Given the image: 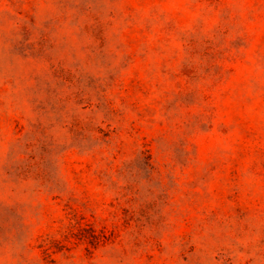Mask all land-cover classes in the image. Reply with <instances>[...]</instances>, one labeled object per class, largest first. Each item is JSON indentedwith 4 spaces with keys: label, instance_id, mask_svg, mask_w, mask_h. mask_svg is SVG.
<instances>
[{
    "label": "rangeland",
    "instance_id": "1",
    "mask_svg": "<svg viewBox=\"0 0 264 264\" xmlns=\"http://www.w3.org/2000/svg\"><path fill=\"white\" fill-rule=\"evenodd\" d=\"M0 264H264V0H0Z\"/></svg>",
    "mask_w": 264,
    "mask_h": 264
}]
</instances>
